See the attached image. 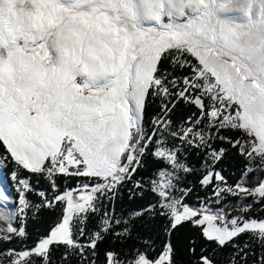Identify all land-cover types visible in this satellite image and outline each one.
<instances>
[{
	"label": "snow or ice",
	"instance_id": "snow-or-ice-1",
	"mask_svg": "<svg viewBox=\"0 0 264 264\" xmlns=\"http://www.w3.org/2000/svg\"><path fill=\"white\" fill-rule=\"evenodd\" d=\"M177 103L193 109L179 122ZM0 149V264H249L242 235L264 264V216L190 205L181 186L195 175L215 203L244 193L264 213V0H0ZM230 149L235 184L216 170ZM126 187L148 203L118 216ZM145 218L157 233L134 235Z\"/></svg>",
	"mask_w": 264,
	"mask_h": 264
},
{
	"label": "rangeland",
	"instance_id": "rangeland-1",
	"mask_svg": "<svg viewBox=\"0 0 264 264\" xmlns=\"http://www.w3.org/2000/svg\"><path fill=\"white\" fill-rule=\"evenodd\" d=\"M0 152H2V150H0ZM198 159H199V157L196 155V161H191L190 159H189V161L193 164L199 165L200 163H198ZM254 164L259 165V162L258 161L254 162ZM8 167H11L13 169V165L11 163L8 164ZM8 167H7V171L10 172L8 170L9 169ZM140 170L146 171V169H144V168H142ZM216 170L220 171L222 173V175H224L226 177L228 183L235 184L228 177V173L224 170V168H220L216 164ZM24 175L26 178L30 179V183L33 185V187L35 189L45 190L44 187L49 188V185H48L46 180L37 177V180L35 182H32L31 174L25 173ZM148 177L149 176H144L140 173H137L135 179H143L145 182H147ZM72 179L73 178H68L65 180L67 183L66 187L71 188V187L76 186L78 181L75 183V185L72 186L71 185ZM38 180H39V182H37ZM42 180H44V181H42ZM9 183H11V181H9ZM183 184H186L188 188L192 189V191L189 192L188 195L185 197L186 202L189 203L190 205H193V206L206 205L208 207H211L213 210H223L226 214H229L230 216H239V215L264 216V213L259 211L260 206L257 204H253L252 198L247 197L246 194H244V193H240L239 195H236V196H233V195L228 194V193H224L219 198L220 202L217 204V203H215L217 197H215V195H214L213 187H211V186L201 187L199 185L201 187V189L204 190L205 193H202V194L198 193L195 190V186H194L195 183H194V180L191 178V176L186 181H183L181 186H183ZM130 186L131 185H129V187ZM61 190H63V187H61ZM13 192H14V189H13ZM30 195H31V193L28 194V198L34 202V200L31 198ZM130 195H131V193L128 191L127 187L121 189V192L117 195V197L115 199V212L118 216L121 213L127 214V212L131 208H133L130 200H134L138 196H135L134 198L129 199ZM188 199H194V200H193V202H191ZM105 203L107 204V201ZM246 203L252 204V211L250 213H243L240 210L241 206L246 204ZM30 220H31V218H29V221ZM3 223H4L3 221H0V224H3ZM152 223L153 222L149 221L147 218H145L143 222H137V224L135 225V227L133 229V234L134 235L140 234V235L147 237V236H149V235H147V232H152L153 236H154L158 231V227L154 228L152 226ZM245 242H247L250 245L249 254H252L256 250V248L260 249V246L257 243H255L254 241L248 240V237L246 235H242L241 237L238 238V243H240L241 246H243V244ZM129 243H131V242H129ZM219 255H220V253H217L215 257H218ZM228 255H230L229 252L225 256V258L222 260L221 264H223V262L226 260Z\"/></svg>",
	"mask_w": 264,
	"mask_h": 264
},
{
	"label": "trees",
	"instance_id": "trees-1",
	"mask_svg": "<svg viewBox=\"0 0 264 264\" xmlns=\"http://www.w3.org/2000/svg\"><path fill=\"white\" fill-rule=\"evenodd\" d=\"M177 74H179V71H177ZM158 104H159V100L155 101L154 103L150 104V106L148 107V114L149 116H151L155 111L158 110ZM193 109L189 108L187 105L183 104V103H177L176 107L173 109L172 112V119L174 121L179 122L182 119L187 118L188 116H190L192 114ZM227 135V133H226ZM218 144H223V142H217ZM223 146H225L226 148H228V145L223 144ZM2 150V149H0ZM191 161H196V154L195 152H191L189 154L188 157ZM198 163H201L200 158L198 159ZM243 161L242 159L238 156V154L234 151V150H229L226 152L225 157L219 162L217 163V166L220 168H224V170L228 173V177L231 179V181L233 183L238 182L237 178L240 175V170H241V165H242ZM9 171L11 172L12 168L8 167ZM151 168V162H148V169H146V171L144 170H139L138 173L144 175V176H149V170ZM31 178H32V182H35L37 180V177L35 175L31 174ZM191 178L196 181L197 180V176L193 175L191 176ZM44 181V180H42ZM61 184V187H66L67 183L65 181V179L61 178V180L59 181ZM77 182V179H72V186L75 185V183ZM195 186V190L198 193H205L204 190L201 189V187L199 186L198 183L194 184ZM45 190H47V187H44ZM31 198L34 200V202L38 201L40 198L31 193ZM148 196L145 195V197L141 198L140 196L136 197L134 200H130V202L132 203V207L134 208H138L141 207L145 204L148 203ZM191 202H193L194 199H188ZM58 211V210H57ZM56 216V211L53 210H49V209H45L43 210V212L41 213V217L38 220H30L29 224H28V230L30 232H35V231H42L45 227H47L48 223H50L53 219H55ZM152 226L154 228L160 227V223L158 220L156 221H152ZM147 235H153L152 232H147ZM179 238L183 241H187L188 237H194L197 236V233L195 231V229H192L188 226L184 227L183 229H181L180 233L178 234ZM132 243V241H130ZM114 245H112L111 243H109L108 241H105L103 244L100 245V252H101V259L103 258V250L107 247H113ZM118 247V246H117ZM199 250V248H198ZM261 252V249H257L252 253L249 254V264H252V262L259 256ZM228 254V252L226 251L224 254H221L218 257H214L217 261L222 262V260L225 258V256ZM182 259L187 260L188 257L187 255H182L181 256Z\"/></svg>",
	"mask_w": 264,
	"mask_h": 264
}]
</instances>
